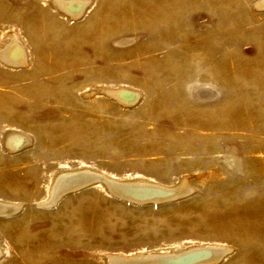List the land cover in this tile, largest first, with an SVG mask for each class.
<instances>
[{"label": "rangeland", "instance_id": "rangeland-1", "mask_svg": "<svg viewBox=\"0 0 264 264\" xmlns=\"http://www.w3.org/2000/svg\"><path fill=\"white\" fill-rule=\"evenodd\" d=\"M260 1L87 0L75 16L0 0V50L26 52L0 56V264L199 247L222 249L205 264H264ZM81 171L176 193L135 203L95 182L45 204Z\"/></svg>", "mask_w": 264, "mask_h": 264}, {"label": "bare ground", "instance_id": "bare-ground-1", "mask_svg": "<svg viewBox=\"0 0 264 264\" xmlns=\"http://www.w3.org/2000/svg\"><path fill=\"white\" fill-rule=\"evenodd\" d=\"M55 3L62 9L69 12V14L71 13L76 16L77 13L80 14L81 11H83L87 3V0H55ZM260 6H264V0L260 1ZM24 50L22 49V45L19 39L13 38L3 47V49L0 50V56L2 57V60L8 62L9 64L12 63L14 65H20L26 59V54H25L26 52ZM206 92L210 93V90H207ZM18 142L19 141L16 139H12L9 141V143L11 144L13 143L15 147L19 144ZM8 145L10 146V144ZM101 174L102 175H99L91 171H81L76 173H67L59 176L57 179H55L53 183L50 194V200L45 204L53 205L61 196L70 192V190L75 191L83 186L85 187L95 182H102L111 192L113 191L115 194H117L118 197L124 198L127 201H133L135 203H145L151 201L158 202L163 198L174 197L176 193V192L173 193L170 192L171 190L170 188H167V186L155 182H149L150 180L123 182L122 180L117 181L114 178H111V176L109 175L103 176V173ZM185 188H186L185 190L187 191L186 184H185ZM10 204L12 205V203ZM1 208L2 206L0 205V209ZM221 255H222V249L220 248L199 247L180 254L176 253L173 255H163V256L160 255L149 259L135 258V259L126 260L115 255L109 258V262L111 264H205L213 260H216V258H220Z\"/></svg>", "mask_w": 264, "mask_h": 264}, {"label": "water", "instance_id": "water-1", "mask_svg": "<svg viewBox=\"0 0 264 264\" xmlns=\"http://www.w3.org/2000/svg\"><path fill=\"white\" fill-rule=\"evenodd\" d=\"M71 191V190H70ZM112 193H114L113 191H112ZM115 194V193H114ZM115 195H117V194H115ZM118 196V195H117Z\"/></svg>", "mask_w": 264, "mask_h": 264}]
</instances>
